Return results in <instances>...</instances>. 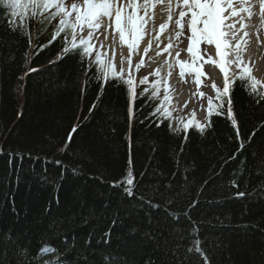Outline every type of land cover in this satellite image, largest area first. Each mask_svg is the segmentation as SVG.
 Here are the masks:
<instances>
[{"label": "trees", "instance_id": "trees-1", "mask_svg": "<svg viewBox=\"0 0 264 264\" xmlns=\"http://www.w3.org/2000/svg\"><path fill=\"white\" fill-rule=\"evenodd\" d=\"M72 36L0 2V264H43L45 243L65 264H264V86L241 71L206 126L171 129L157 81L130 103Z\"/></svg>", "mask_w": 264, "mask_h": 264}, {"label": "rangeland", "instance_id": "rangeland-1", "mask_svg": "<svg viewBox=\"0 0 264 264\" xmlns=\"http://www.w3.org/2000/svg\"><path fill=\"white\" fill-rule=\"evenodd\" d=\"M152 0H138L136 3L137 8H147L151 5ZM179 3V0H176ZM76 3L77 6H80L79 0H62L61 7L67 9L68 11V20L71 21V24L75 23V13L71 10V4ZM56 6V4H52ZM127 4L121 5L123 8L126 18L124 21L127 24V17L131 15L127 10ZM70 9L68 10V8ZM129 7V6H128ZM132 7V6H131ZM60 15H64L63 12L60 11ZM148 15H144L142 18L136 19V24L139 29L138 33H134L131 31V27L127 26L124 28L125 34H127V43H121L123 49L120 51V46L115 49L112 47L111 40L107 42L101 31H96L97 26H93L89 28L87 25L83 26V31L80 26H77L75 29V40L83 39L87 41L88 45H90V58L98 57L103 59L106 69L113 71L116 74H120L124 77L125 81H128L129 84L135 83L139 78H149L153 81L158 80V90L160 94L162 92H166L168 94V99H170V91L171 87L176 84H181L182 87H185L187 83L182 81V77H186L187 75H192L193 79L197 78L199 81V85L204 86V91L207 93L206 97H202L200 100H196L194 96V100H190L188 102L189 107L192 106V103L195 102V106H197V110H192L189 112V107L185 108L182 106L181 109L171 115L172 117V128H175L179 123L194 120L195 122H199L201 124H205L206 122V114L209 109V103L212 100L213 95H215L216 88H220L222 90L225 89V83L223 82L222 68L221 66L211 65L209 61V56L204 54L202 58L198 55L200 51L192 50V52H188L185 54L183 51H179V42L185 41L188 37V34L185 33V37L178 38L176 40H169L170 49L167 53H162V47L164 43L162 41L163 38V26L159 32H157V22L154 21L150 24L146 23L148 20ZM141 22H144L143 28H141ZM91 32V36H88L87 33ZM133 34H135L133 36ZM120 39V38H119ZM118 39V41H119ZM130 39L133 40V46L130 49ZM149 39V43L144 45L145 41ZM157 43V45L155 44ZM120 44V43H118ZM143 46V47H142ZM184 47V44H183ZM206 48V47H204ZM203 48V49H204ZM145 49H147L145 51ZM179 51V55L177 52ZM221 50L220 52H222ZM189 56L197 57L195 60L201 67H205V71L202 69H197L196 67L187 66L184 71L181 69L179 65H177V61H187ZM213 56V54H211ZM190 61H193L192 59ZM206 61V63H204ZM168 64L165 67V64ZM241 63V62H240ZM244 60L241 65H244ZM157 66V68L155 67ZM215 72V73H214ZM224 76V75H223ZM174 78H176L174 80ZM187 81V80H186ZM263 82V83H262ZM206 83V89H205ZM260 83V82H259ZM264 84V80L261 81ZM199 89H201L199 87ZM169 104V103H168ZM131 180L130 175L128 176Z\"/></svg>", "mask_w": 264, "mask_h": 264}, {"label": "snow or ice", "instance_id": "snow-or-ice-1", "mask_svg": "<svg viewBox=\"0 0 264 264\" xmlns=\"http://www.w3.org/2000/svg\"><path fill=\"white\" fill-rule=\"evenodd\" d=\"M0 2L9 4L15 8L28 3L29 0H0ZM30 2L33 7L39 5L42 8H48L52 4H56L58 11L63 12L65 16L69 14L67 9L61 7L62 0H30ZM79 2V7L74 2L71 4V10L76 14L75 23L68 25L67 21L61 20L62 25L71 27L73 31H75L77 26H80L83 31L84 25L91 28L93 26H98L101 23H106L104 18L111 17L114 13L116 28L119 29V38L121 41H124L125 30L121 27V13L123 8L120 6L125 4L128 6H134L136 4V0H79ZM164 2L171 4L172 0H164ZM222 2L223 0H179V3L187 6V10L191 12V16L186 20L187 28L191 33L188 37L190 43L188 44L187 50L189 52H192L194 44H199L202 41H205L208 44H214L217 52H220L221 46L224 43L221 38L225 35V32L221 30V21L227 19L226 15H222L224 13V8L221 6ZM256 2L260 6L262 18H264V0H256ZM226 3L230 6L232 0H226ZM114 6L116 7L114 8ZM133 11H135L134 8ZM232 14L234 15L235 12ZM13 15H15V13H13ZM185 15V10L181 9L179 11V16L185 17ZM180 23V19H177L176 24L180 25ZM127 24L130 25L132 32L138 33L139 29L136 24V19L132 15L127 17ZM110 26L111 25H109V27ZM224 27L230 29L231 24L224 25ZM87 35L91 36V32H88ZM233 35L235 34L233 33ZM105 39H108L106 33ZM81 44L84 46L83 54H90V45H88L87 41L81 39ZM132 46L133 44L130 43L129 48L131 49ZM72 47H76L75 41H73ZM64 50L69 51L67 48ZM146 50L147 49H145V51ZM179 51H183V41L179 42ZM179 51L177 52V55H179ZM204 51L207 52L210 51V49L205 48ZM226 88L227 86H225V90ZM261 98L264 99V97ZM229 113H231L230 101ZM233 123L235 124V121H233ZM156 126L159 127L160 124L158 123ZM75 131L76 128L73 127L72 131L69 133V142ZM237 135L239 137V133H237ZM128 183L131 184L132 181L129 180ZM124 191L131 195L130 189L125 188ZM243 195L244 193H239V196L242 197ZM53 264H59V262H53Z\"/></svg>", "mask_w": 264, "mask_h": 264}, {"label": "bare ground", "instance_id": "bare-ground-1", "mask_svg": "<svg viewBox=\"0 0 264 264\" xmlns=\"http://www.w3.org/2000/svg\"><path fill=\"white\" fill-rule=\"evenodd\" d=\"M171 7V4L164 3L162 8H166L167 14L170 17V12L169 9ZM135 11H133V15L137 14L140 12L138 8H134ZM241 9L242 13H252V9L249 8H239ZM257 9L259 10V6H257ZM158 11V9L156 10ZM157 15V14H156ZM155 15V16H156ZM112 20V24L110 25V22L108 20ZM104 21L105 24V30H104V35L105 33L107 36L110 34V30L112 29L111 32V44L115 49L118 47L117 46V41H118V36H119V29L116 28L115 24V16L114 13L111 17H105ZM260 24H254L251 22H246V19L243 18V16H240L239 19L235 22L231 23H223V26H221V30L225 32V35L221 38L224 43L221 46V49L223 51H233V56L232 58L228 59L226 62V67H227V73L230 74L232 71V65H231V60L236 59L238 57L243 56L245 59V63H250L252 66L253 72L255 76L258 79H261V75L264 76V18H261ZM231 24V28L227 29L224 27V25ZM101 25V24H100ZM121 26L126 27L125 21H123V15H121ZM233 33L235 35H233ZM191 35V33H190ZM126 37L124 39V42H126ZM149 43V39L145 41L144 45H147ZM190 43L189 40H187L186 45L183 47V52L187 53L188 50V44ZM201 43H207L205 41H202ZM157 45V43L155 42ZM196 45V44H194ZM213 47H215L214 44H211ZM120 46V51L124 48L121 46V42L119 44ZM143 47V46H142ZM200 52H203V48L199 47ZM216 49V48H215ZM220 53V52H219ZM182 68H185V62L178 61L177 62ZM167 64L165 65V67ZM182 81H185L187 85L185 87H181L180 83L177 84L178 86L174 87L171 89V101H170V106L169 109H173L174 107H177L180 104L183 106L189 107L188 102L190 100H194V96L196 100H200L202 98L203 90L204 87L196 86L198 80L193 79V76L189 77H182ZM187 80V81H186ZM24 97H26L24 92H16L15 90H12V98L14 100V104L16 105L15 109V114L19 115L21 111L23 110L24 107ZM195 102L192 103V106L189 107V112H192V110H197V106H195ZM34 159L40 158L41 160L45 162H52L54 159L51 157H47L46 155H34ZM127 161H130V155H128ZM57 163V162H55ZM129 176V175H128ZM127 176V181L130 180V178ZM37 259L42 260L43 264H53V262H59V264H65V259L62 258L59 255V252L56 251L49 243L42 244L40 247L37 249Z\"/></svg>", "mask_w": 264, "mask_h": 264}]
</instances>
